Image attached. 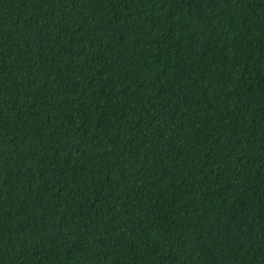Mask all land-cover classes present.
Wrapping results in <instances>:
<instances>
[{
	"label": "trees",
	"instance_id": "trees-1",
	"mask_svg": "<svg viewBox=\"0 0 264 264\" xmlns=\"http://www.w3.org/2000/svg\"><path fill=\"white\" fill-rule=\"evenodd\" d=\"M0 264H264V0H0Z\"/></svg>",
	"mask_w": 264,
	"mask_h": 264
}]
</instances>
